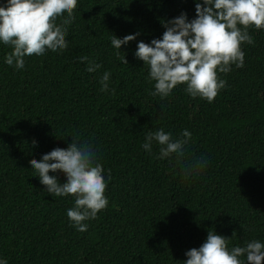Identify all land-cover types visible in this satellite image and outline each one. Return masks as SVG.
<instances>
[{
  "label": "trees",
  "instance_id": "1",
  "mask_svg": "<svg viewBox=\"0 0 264 264\" xmlns=\"http://www.w3.org/2000/svg\"><path fill=\"white\" fill-rule=\"evenodd\" d=\"M182 12L195 18L193 0H78L63 52L25 57L14 70L0 45V258L8 264H183L208 229L229 247L264 242V29L249 28L244 66L218 74L226 86L211 103L183 85L161 99L150 95L136 43L159 39ZM132 33L119 49L124 64L110 37ZM80 56L101 68L88 73ZM105 70L114 94L100 91ZM161 127L173 139L190 132L182 156L160 160L155 144L151 154L141 148ZM70 137L90 144L110 177L108 205L85 232L66 216L72 198L50 196L29 168ZM199 158L206 168L186 179Z\"/></svg>",
  "mask_w": 264,
  "mask_h": 264
},
{
  "label": "clouds",
  "instance_id": "2",
  "mask_svg": "<svg viewBox=\"0 0 264 264\" xmlns=\"http://www.w3.org/2000/svg\"><path fill=\"white\" fill-rule=\"evenodd\" d=\"M78 0H0V45L8 46L3 63L14 70L25 67V57L61 53L68 46V26ZM195 18L188 20L185 13L168 20L162 26L159 39L149 43L138 41L135 58L147 66V79L152 82V96L168 97L172 90L183 85L192 98L199 97L211 103L226 81L218 74H227L244 66L243 44L251 45L249 28L264 29V0H193ZM139 33L117 38L111 34L110 46L121 62L126 64L119 49L136 40ZM85 70L94 73L101 65L86 56L78 57ZM111 73L103 71L99 78L100 91L114 94L109 87ZM66 149L53 148L39 160H32L29 168L44 186V191L55 197H71L73 206L66 216L78 232L88 229L89 220L108 205L104 194L109 176L99 162L96 150L79 137H70ZM190 132L183 130L173 139L163 127L144 134L141 148L151 154L153 144L158 146L157 159L167 160L174 154L183 155ZM207 166L205 158L187 166L185 178L202 174ZM53 175H49V173ZM61 173L60 183L56 173ZM183 264H261L264 260V242L251 239L243 246L229 247V239L207 230L203 243L184 253ZM0 264H8L0 258Z\"/></svg>",
  "mask_w": 264,
  "mask_h": 264
}]
</instances>
